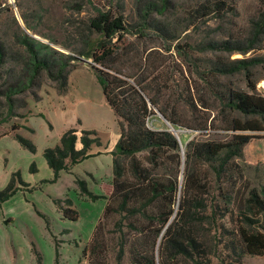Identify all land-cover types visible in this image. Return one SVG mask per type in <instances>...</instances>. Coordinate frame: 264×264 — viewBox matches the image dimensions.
Segmentation results:
<instances>
[{
  "label": "rangeland",
  "instance_id": "1",
  "mask_svg": "<svg viewBox=\"0 0 264 264\" xmlns=\"http://www.w3.org/2000/svg\"><path fill=\"white\" fill-rule=\"evenodd\" d=\"M204 1L174 0L171 10L162 16V19L174 23L177 29L176 39L166 41L158 36H152L146 38L145 43L140 44V47L147 45L159 52L151 59L153 63V59L156 58L155 75L162 76L166 81L169 80L166 95L161 103H166L167 107L170 105V108L176 111L178 123L176 129L179 131L177 136L185 154L184 169L187 166L186 148L192 141L226 142L237 133L264 139V132L233 130L236 122L245 124L248 121L253 122L254 118L229 111L220 97L229 89L249 94L257 92V83L264 80V64L252 69L250 80L244 72L233 76H213L216 75L213 71L214 64L219 61L231 62L264 57V36L261 44L245 55L202 52L196 49L197 45L212 40L247 38L251 31V21L263 11L264 2L263 0H218L226 4L225 9L200 19L195 14V10ZM135 3L136 0H0V41L5 44L7 60H12L2 71L4 79L8 77L9 70L19 72L21 69L13 58L25 52L17 39L22 33L50 45L61 53L79 57L78 53L81 51L100 50L98 43L103 40L102 35L94 33L91 44L86 46L89 34L86 28L88 19L101 10L111 11L115 15L122 14L128 23H134L137 20ZM80 59L81 62L77 66L70 68L64 91H60L58 84L43 74L35 86L24 95L15 98L13 115L10 114L4 97L0 95V134L6 135L15 131L31 140L37 147V152L33 154L24 149L15 140L14 135L0 140V190L5 188L12 173L18 171L23 180L37 181L38 184L47 181L52 177L53 171L48 167L43 156L44 150L59 144L62 134L68 129L75 128L79 133L95 131L96 135L92 138H99L101 146L94 144L91 153L97 155V158L81 163L74 169L72 175L65 174L56 186L43 183L47 184L49 193H65L61 200L71 197L80 216L77 226H72L76 222L67 220L65 224L62 214L56 209L52 224L55 243L58 244L59 251L60 248L62 251L60 264H90L89 255L85 254V250L89 247L95 229L100 223L105 226L106 233L102 264H134L135 255L137 258L139 254L146 255L153 252L156 255L158 245L154 234L146 231L149 222L144 218L138 219L137 226L133 227L130 223L135 219L127 218L125 214L122 216L113 213L104 217L114 187L113 162L111 167L107 158L102 155H111L115 150L120 139V127L118 117L108 105L98 82L93 69L92 56L80 57ZM2 82L3 80H0V84ZM249 83L251 86L254 85L255 91H252ZM148 125L153 129L168 127L158 115L149 117ZM15 127L19 128L15 130ZM146 155L145 153L139 155V160L144 162ZM32 163H35L38 169L35 174L30 172ZM194 167L200 181L206 183L209 188V194L204 195L203 198L212 205L224 206L225 200L222 199L221 193L234 192L242 198L247 196L250 190H260L264 187V164L251 166L245 164L242 159H236L231 167L232 171L226 172L220 180L208 166L197 162ZM174 169V162L169 160L160 165L156 172L153 171L154 178L166 179L170 175L174 176ZM87 171L101 172L100 178L93 181L91 173ZM85 172L93 187L97 188L101 196H105L106 199L93 202L81 196L78 190L67 191L74 185L73 180L80 178L78 176ZM181 196L182 191L177 196L176 204L172 206L174 217L179 213ZM42 206L47 213L52 212L49 203L45 202ZM234 209L236 210L235 206ZM120 221L123 224L119 228L116 225ZM220 223L228 229L225 239L229 249L225 247L222 250L220 245L212 264H221L222 254L225 256V264H264V255L251 256L243 253L244 247L236 234L238 227L236 213L229 214ZM28 225L34 227V235L40 240L45 260L47 258L46 264H53V260L49 259L51 256L47 241L45 242L41 237L38 224L36 221H30ZM64 225H70L69 227L72 226L75 230L69 233ZM14 241H18L22 247L23 240L19 235ZM122 246L124 255L119 261V251ZM2 247L5 246L0 245V258L4 256ZM8 251L11 252L10 257L14 259L11 245L7 249L5 247L6 255ZM18 255L19 258L10 264H28L27 250L25 254L23 253L24 261L20 259L22 254L20 256L18 252Z\"/></svg>",
  "mask_w": 264,
  "mask_h": 264
},
{
  "label": "trees",
  "instance_id": "2",
  "mask_svg": "<svg viewBox=\"0 0 264 264\" xmlns=\"http://www.w3.org/2000/svg\"><path fill=\"white\" fill-rule=\"evenodd\" d=\"M135 4L137 20L134 23H128L122 14L115 15L111 11L101 10L88 19L86 28L89 34L86 46L91 44L94 33L102 35L103 40L98 43L100 50L81 51L78 53L79 57L61 53L50 45L22 33L17 39L25 52L13 58L21 69L19 72L9 70L6 79L2 71L12 60H7L5 44L0 41V80H3L0 84V95L4 97L9 112L13 115L15 98L35 86L43 74L56 82L60 91H64L70 68L81 62L80 57L92 56L98 82L108 105L118 117L120 127V139L111 153L114 189L110 197L111 202L105 208L104 217L113 213L122 216L125 214L127 218L135 219L130 223L133 227L137 226L138 219L144 218L149 222L148 229L145 230L154 234L158 245L156 255L153 252L139 254L140 259L135 255L134 264H212L220 245L222 250L225 247L229 249L225 239L228 229L220 221L235 213L238 218L236 234L244 247L243 253L251 256L264 255V187L260 190L252 189L242 198L234 192L221 193L222 199L225 200L224 206L212 205L203 198L209 194V188L206 183L200 181L194 167L197 162L206 165L220 180L226 172L232 171L231 167L236 159L243 158L245 146L258 136L237 133L226 142L192 141L186 148L187 166L184 169L185 154L178 138L169 131V127L153 129L148 125L149 117L158 113L175 129L178 123L175 109L161 103L166 95L169 80L155 75L156 58L153 63L151 59L159 52L147 45L140 47V44L146 42V38L152 36L166 41L176 39L177 29L174 23L162 19V16L171 10L174 0H136ZM225 6L224 2L218 0H205L199 4L195 14L204 19L221 12ZM263 36L264 3L263 11L251 21V31L247 38L212 40L197 45L196 49L202 52L245 55L261 44ZM263 64L264 57L219 61L214 64L213 71L216 75L213 76H233L244 72L250 80L252 69ZM251 89L255 91L254 85ZM220 97L229 111L254 118L253 122L248 121L245 124L236 122L233 130L264 132V98L257 92L249 94L229 89ZM18 128L15 127V130ZM95 135V131L79 133L77 129L71 128L62 134L59 144L46 148L43 156L53 171V178L43 181L42 184L57 183L61 172H70L76 165L95 157L96 155L91 153L93 145L101 146L99 138H92ZM14 138L24 149L33 154L37 152V147L31 140L18 133L14 134ZM144 153L147 155L142 162L138 156ZM169 160L174 162V176L170 175L166 179L154 178L153 171L156 172L160 165ZM30 172H38L35 163H32ZM75 182L81 196L93 202L106 199L105 196L91 192L85 180L76 178ZM19 190L32 192L38 190V187L30 188L21 173L15 172L8 185L0 190V204L10 200ZM181 191L179 213L174 217L172 206L176 204ZM54 204L65 220L79 221V212L69 197L66 200L56 199ZM37 213L51 231L49 218L38 210ZM122 224L120 221L116 226L120 228ZM104 228L102 223L96 227L93 239L85 250V254L89 255L90 264H102V251L106 244ZM33 251L37 264H42L43 256L35 245ZM123 255L122 246L119 261ZM60 256L56 243L55 264H60ZM220 260L221 264H225L223 254Z\"/></svg>",
  "mask_w": 264,
  "mask_h": 264
},
{
  "label": "crops",
  "instance_id": "3",
  "mask_svg": "<svg viewBox=\"0 0 264 264\" xmlns=\"http://www.w3.org/2000/svg\"><path fill=\"white\" fill-rule=\"evenodd\" d=\"M14 134H15V131L11 132L10 134H6V135L0 134V140L9 138L8 136L13 137ZM256 139H253L249 144H247L243 152V158H242L243 162L251 166H259V165L264 164V139H257V140ZM102 156H105V158H107L109 165H111L112 167L111 163L113 162V157L111 155H102ZM95 157L97 158V155ZM79 165L80 164L76 165L72 169V171H70L69 173L61 172L59 181L54 184L52 183H49V184L54 185V186L58 185L62 181L65 174L72 175L74 173L73 172L74 169ZM87 172L91 173L92 175L91 178L93 179V181L94 179L97 180L98 178H100L99 174L101 172L99 171L97 172L87 171ZM11 176L8 180V183L10 182ZM78 177H80L81 179L87 182L88 188L91 192H93L96 195H101L100 194L101 192L97 188L93 187V185L91 184L89 178L87 177L86 172L83 173L82 175H79ZM52 178H53V175L48 180H51ZM24 181L30 185V188L38 187V190H34L32 192L19 190L10 200L0 204V245L1 244L4 245L6 249L8 248L9 245H11V249L14 251V259H13V257H10L11 252L8 251L6 255L5 247H2L4 256L0 258L1 259L0 264L12 263V261L19 258L18 252L20 253V256L22 254L23 258L20 257V259L24 261L25 257L23 256V253L25 254V250H27L28 252V258H27L28 264H37V259L33 251V245L36 246L38 252L43 256L42 264L47 263V258L45 260V256H44L45 253H43V250L41 249L40 240H38V238L34 235V227L33 226L30 227L28 225V222L30 221H36V223L38 224L40 235L41 237L44 238L45 242L47 241V245L49 247V255L51 256V258L49 259L50 260L52 259L53 264H55L56 243L54 240V234H53L54 227L52 223H53V218L56 215L57 207L54 204V200L62 199L65 193L64 194L49 193L47 191V188H48L47 184H40V183L38 184L37 181L30 182L29 180H26V179ZM75 181H76V178L73 180L74 185L72 186V188H68L67 191L68 190H72V191L78 190V187ZM8 183L6 184V186L8 185ZM78 193H79V190H78ZM71 200L74 202L72 198ZM45 202L50 204V208L52 210L51 213L50 212L47 213L43 209L42 204ZM37 210L49 218L51 231L47 229L45 220L38 215ZM57 211L59 212L58 209ZM59 213L62 214L61 212ZM62 218H63V215H62ZM63 220H64V223L67 224L64 218ZM79 222H80V218H79V221L74 223V225L72 226H77ZM64 226H66L65 228H67V231L69 233L75 230L74 227L72 226L69 227L70 225H64ZM18 235L23 240L22 247H20L18 241H14V238L17 239ZM17 248H19L18 251H17ZM60 254L62 256L61 248H60Z\"/></svg>",
  "mask_w": 264,
  "mask_h": 264
},
{
  "label": "water",
  "instance_id": "4",
  "mask_svg": "<svg viewBox=\"0 0 264 264\" xmlns=\"http://www.w3.org/2000/svg\"><path fill=\"white\" fill-rule=\"evenodd\" d=\"M158 115L163 119V121L167 124V126L169 127V131H171L179 140L182 151H183V147L180 141V138L177 136V131L175 130V128L167 121V119L165 117H163L161 114L158 113ZM184 154V151H183ZM183 178V176L181 177V179Z\"/></svg>",
  "mask_w": 264,
  "mask_h": 264
},
{
  "label": "built area",
  "instance_id": "5",
  "mask_svg": "<svg viewBox=\"0 0 264 264\" xmlns=\"http://www.w3.org/2000/svg\"><path fill=\"white\" fill-rule=\"evenodd\" d=\"M256 91L259 96L264 98V80H261L256 85Z\"/></svg>",
  "mask_w": 264,
  "mask_h": 264
},
{
  "label": "bare ground",
  "instance_id": "6",
  "mask_svg": "<svg viewBox=\"0 0 264 264\" xmlns=\"http://www.w3.org/2000/svg\"><path fill=\"white\" fill-rule=\"evenodd\" d=\"M176 131H177V134H178L179 131L177 129H176Z\"/></svg>",
  "mask_w": 264,
  "mask_h": 264
}]
</instances>
